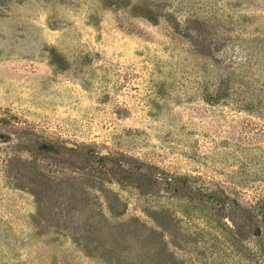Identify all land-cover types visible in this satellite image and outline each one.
Here are the masks:
<instances>
[{"label":"rangeland","instance_id":"1","mask_svg":"<svg viewBox=\"0 0 264 264\" xmlns=\"http://www.w3.org/2000/svg\"><path fill=\"white\" fill-rule=\"evenodd\" d=\"M0 264H264V0H0Z\"/></svg>","mask_w":264,"mask_h":264},{"label":"trees","instance_id":"2","mask_svg":"<svg viewBox=\"0 0 264 264\" xmlns=\"http://www.w3.org/2000/svg\"><path fill=\"white\" fill-rule=\"evenodd\" d=\"M251 99H249V100H247V101H250ZM254 102H252V103H250V104H253ZM252 106H254V105H252Z\"/></svg>","mask_w":264,"mask_h":264}]
</instances>
